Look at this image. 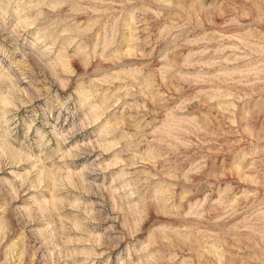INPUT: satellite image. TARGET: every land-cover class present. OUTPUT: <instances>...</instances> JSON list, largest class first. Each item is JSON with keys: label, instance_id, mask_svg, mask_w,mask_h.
I'll return each instance as SVG.
<instances>
[{"label": "rangeland", "instance_id": "rangeland-1", "mask_svg": "<svg viewBox=\"0 0 264 264\" xmlns=\"http://www.w3.org/2000/svg\"><path fill=\"white\" fill-rule=\"evenodd\" d=\"M0 264H264V0L0 5Z\"/></svg>", "mask_w": 264, "mask_h": 264}, {"label": "clouds", "instance_id": "clouds-1", "mask_svg": "<svg viewBox=\"0 0 264 264\" xmlns=\"http://www.w3.org/2000/svg\"><path fill=\"white\" fill-rule=\"evenodd\" d=\"M6 0H0V5L5 4Z\"/></svg>", "mask_w": 264, "mask_h": 264}]
</instances>
